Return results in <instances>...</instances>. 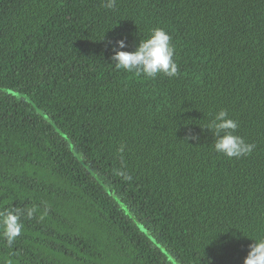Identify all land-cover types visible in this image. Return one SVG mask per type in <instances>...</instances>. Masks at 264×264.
Segmentation results:
<instances>
[{
	"label": "trees",
	"instance_id": "obj_1",
	"mask_svg": "<svg viewBox=\"0 0 264 264\" xmlns=\"http://www.w3.org/2000/svg\"><path fill=\"white\" fill-rule=\"evenodd\" d=\"M103 4L0 0V211L38 208L0 264H243L264 238V0ZM155 28L178 75L115 69V40ZM221 109L250 155L214 151Z\"/></svg>",
	"mask_w": 264,
	"mask_h": 264
},
{
	"label": "clouds",
	"instance_id": "obj_2",
	"mask_svg": "<svg viewBox=\"0 0 264 264\" xmlns=\"http://www.w3.org/2000/svg\"><path fill=\"white\" fill-rule=\"evenodd\" d=\"M103 6L115 9L116 0H104ZM127 47L126 37L115 40L112 47L113 55L110 58L115 69L145 78H156L159 74L169 78L178 75L179 67L173 58L175 49L171 43V36L164 29H152L149 36L140 40L135 46L134 51L122 50ZM201 128L207 129L215 137L214 151L228 158L239 159L250 155L255 148L254 144L246 143L241 136L234 134L238 122L229 117L227 110L221 109L216 112L210 122ZM188 138L198 139L195 135H190ZM119 151L121 153L124 151L123 146ZM117 174L126 180H131V176L123 170L118 171ZM37 212L38 208L35 205L26 208H6L0 211V235L9 246L21 235L24 228L23 218L32 219ZM40 218H43V214ZM253 241L254 243L249 245L243 264H264V238Z\"/></svg>",
	"mask_w": 264,
	"mask_h": 264
}]
</instances>
